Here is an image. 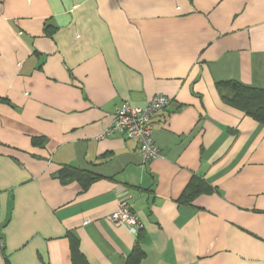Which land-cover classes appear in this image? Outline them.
<instances>
[{"label":"crops","instance_id":"1","mask_svg":"<svg viewBox=\"0 0 264 264\" xmlns=\"http://www.w3.org/2000/svg\"><path fill=\"white\" fill-rule=\"evenodd\" d=\"M232 80L264 89V0H0V264H264V122ZM156 94L144 161L103 133Z\"/></svg>","mask_w":264,"mask_h":264},{"label":"built area","instance_id":"2","mask_svg":"<svg viewBox=\"0 0 264 264\" xmlns=\"http://www.w3.org/2000/svg\"><path fill=\"white\" fill-rule=\"evenodd\" d=\"M173 99L164 94H156L144 105H135L125 101L117 107L114 113V121L103 133V135L113 134L119 131L127 137L139 142L141 155L144 161H148L159 156V148L153 138V118L154 116L170 106ZM118 209L109 216L110 220L117 225L127 227L134 235H138L142 224L139 216L133 211L130 202V193L126 187L118 189ZM0 194V222L2 220ZM3 231L0 228V247H4L2 237Z\"/></svg>","mask_w":264,"mask_h":264},{"label":"trees","instance_id":"3","mask_svg":"<svg viewBox=\"0 0 264 264\" xmlns=\"http://www.w3.org/2000/svg\"><path fill=\"white\" fill-rule=\"evenodd\" d=\"M220 88L224 91V97L253 116L255 119L264 122V89H259L255 87H250L240 83L239 81H226L219 83ZM78 175V180H80L86 188L92 180L96 177L90 176V173L86 170L72 168L69 172L65 170L60 171V179L62 182L69 181L72 176ZM142 233V228L139 229L138 235L136 237V247L134 252L129 256L128 260L132 263L139 262L143 257V252L139 249V238ZM74 251L78 253V243L71 236ZM7 264H10L7 261ZM86 264V263H85Z\"/></svg>","mask_w":264,"mask_h":264}]
</instances>
